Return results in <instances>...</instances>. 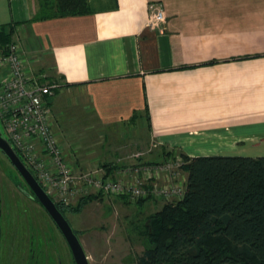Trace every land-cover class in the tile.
Here are the masks:
<instances>
[{"label":"crops","instance_id":"0c3cea01","mask_svg":"<svg viewBox=\"0 0 264 264\" xmlns=\"http://www.w3.org/2000/svg\"><path fill=\"white\" fill-rule=\"evenodd\" d=\"M154 2L164 8L163 32L147 27ZM88 4L86 15L38 19L40 0H0V25L13 28L26 72L60 85L48 99L54 132L65 134L66 115L89 107L102 128L133 129L144 120L140 137L133 131L127 140L134 148L144 137L158 143L160 160L167 152L236 156L264 149V0ZM75 149L66 154L75 170L133 164H118L112 151Z\"/></svg>","mask_w":264,"mask_h":264},{"label":"trees","instance_id":"16d2710c","mask_svg":"<svg viewBox=\"0 0 264 264\" xmlns=\"http://www.w3.org/2000/svg\"><path fill=\"white\" fill-rule=\"evenodd\" d=\"M40 5L43 15L38 19L90 13L88 0H40ZM12 35L11 26L0 25V43L10 41ZM182 158L185 196L178 201L157 200L162 204L146 217L142 234L147 246L137 264H264V156ZM110 165L103 167H117ZM104 197L90 194L74 205L56 204L63 214L66 210L79 213L88 203ZM149 201L152 199L134 202Z\"/></svg>","mask_w":264,"mask_h":264},{"label":"built area","instance_id":"2783aa9c","mask_svg":"<svg viewBox=\"0 0 264 264\" xmlns=\"http://www.w3.org/2000/svg\"><path fill=\"white\" fill-rule=\"evenodd\" d=\"M164 25L162 5L151 3L147 27L163 32ZM59 86L56 82H40L26 72L21 45L14 34L10 41L0 43V118L7 139L54 202L69 206L85 195L99 193L131 202L144 198L164 202L183 199L186 174L184 160L178 155L172 154L158 164L75 170L52 130L48 99ZM143 154L134 153L132 158Z\"/></svg>","mask_w":264,"mask_h":264},{"label":"rangeland","instance_id":"374dc122","mask_svg":"<svg viewBox=\"0 0 264 264\" xmlns=\"http://www.w3.org/2000/svg\"><path fill=\"white\" fill-rule=\"evenodd\" d=\"M80 108L82 110L80 116L77 115L80 118L79 123L76 120L77 117L66 115L65 134L61 131L55 132L65 154L70 153L71 145H73L76 148L75 154L83 155L88 151H95V153L112 151L111 158L117 159L118 154L121 156L119 160L117 159L118 164H125L130 160L132 163L143 164L150 163L160 150L159 145L153 146L154 143L146 137L144 141L139 142L141 146L137 148L129 145L131 142L130 139L127 140L128 133L132 134L135 131L140 137L141 129H144L142 124L145 127L144 120L133 129L102 128L94 123L89 107L86 111L83 107ZM87 126L91 129L84 132ZM0 129L7 138L1 118ZM68 130H73L74 133ZM116 152L119 153L116 154ZM140 152L144 154L138 158L139 160L132 158V154ZM248 152L251 153L245 152L242 155L264 156V149ZM166 158L163 160L155 158V162L152 163H162ZM10 173L15 174V171L0 154V222L6 223L10 219L20 224H30V233L33 231L32 237L35 235L44 240V264H74L64 239L49 216L38 203L24 196L17 186H14L8 178ZM14 181L19 183L20 180L16 178ZM154 200L138 205L135 202H126L120 197L105 196L101 200L95 199L88 203L79 213L66 210L65 216L82 241L91 264H137V257L147 246V241L142 234L147 222L146 217L159 210L162 204ZM0 236L6 237L8 234L2 231Z\"/></svg>","mask_w":264,"mask_h":264},{"label":"flooded vegetation","instance_id":"af4514ba","mask_svg":"<svg viewBox=\"0 0 264 264\" xmlns=\"http://www.w3.org/2000/svg\"><path fill=\"white\" fill-rule=\"evenodd\" d=\"M0 154L4 156V158L7 160L9 165L13 168L14 173L9 174V179H11L14 186H17L18 190L27 198L35 201L40 205V207L44 210L43 206L39 203V201L35 198L32 191L22 178V176L18 173V171L15 169L14 165L10 162V160L7 158V156L0 150ZM18 178L20 181L19 183L14 181V179ZM10 211V209H9ZM46 212V211H45ZM8 213V211H7ZM47 214V212H46ZM8 216V214H6ZM12 215V212H11ZM48 215V214H47ZM49 216V215H48ZM65 216V214H64ZM66 217V216H65ZM50 218V216H49ZM51 219V218H50ZM53 222V220L51 219ZM54 226L64 239L70 253L73 259L74 264V257L72 255V252L63 237L62 233L58 229V227L53 222ZM30 224H20L13 220L9 221L7 220L6 223L0 222V235L2 234V231L4 233H7L8 236L1 237L0 236V264H44V240L38 236H33V231H31V227H29ZM28 230V232H26ZM6 231V232H5ZM75 231V230H74ZM76 235L77 232L75 231ZM79 238V237H78ZM82 243V241H81ZM83 245V244H82ZM84 247V246H83ZM89 258V256H88ZM90 262V260H89ZM91 264V263H90Z\"/></svg>","mask_w":264,"mask_h":264},{"label":"water","instance_id":"95a60500","mask_svg":"<svg viewBox=\"0 0 264 264\" xmlns=\"http://www.w3.org/2000/svg\"><path fill=\"white\" fill-rule=\"evenodd\" d=\"M0 150L7 156L10 162L14 165L15 169L22 176L30 190L32 191L35 198L43 206L44 210L53 220L55 225L58 227L63 237L65 238L76 264H90L88 255L76 235L74 229L70 225L67 218L59 210L57 204L48 195L45 189L37 181L33 173L22 161L19 155L16 153L8 139L3 135L0 129Z\"/></svg>","mask_w":264,"mask_h":264},{"label":"bare ground","instance_id":"6f19581e","mask_svg":"<svg viewBox=\"0 0 264 264\" xmlns=\"http://www.w3.org/2000/svg\"><path fill=\"white\" fill-rule=\"evenodd\" d=\"M17 153V152H16ZM18 154V153H17ZM20 157V156H19ZM21 158V157H20ZM23 161V160H22ZM31 171V170H30ZM32 172V171H31ZM56 203V202H55Z\"/></svg>","mask_w":264,"mask_h":264}]
</instances>
